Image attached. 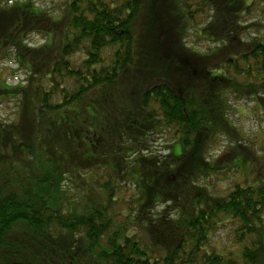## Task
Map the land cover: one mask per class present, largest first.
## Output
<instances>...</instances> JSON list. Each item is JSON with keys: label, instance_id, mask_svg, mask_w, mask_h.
Segmentation results:
<instances>
[{"label": "trees", "instance_id": "trees-1", "mask_svg": "<svg viewBox=\"0 0 264 264\" xmlns=\"http://www.w3.org/2000/svg\"><path fill=\"white\" fill-rule=\"evenodd\" d=\"M167 10L181 33L152 24ZM190 30L214 49H190ZM141 40L167 67L132 74L129 92ZM233 97L264 101V0H0V264H264V169L260 186L224 197L203 184L217 168L206 141L224 142ZM98 123L107 134L82 150ZM156 135L167 157L183 147L169 168ZM111 142L129 168L110 163ZM223 230L234 245L214 247Z\"/></svg>", "mask_w": 264, "mask_h": 264}, {"label": "rangeland", "instance_id": "rangeland-1", "mask_svg": "<svg viewBox=\"0 0 264 264\" xmlns=\"http://www.w3.org/2000/svg\"><path fill=\"white\" fill-rule=\"evenodd\" d=\"M50 2L51 0H43ZM170 9V8H169ZM171 11V10H170ZM162 18L157 17L155 14H153L150 19H152V24L155 25V21L157 22V25L161 24V22H158L157 20H162L163 18L169 22L170 27L172 28L170 30V35H173L175 32L181 33L183 22H179L175 20L174 16L167 10L166 13L163 11L160 13ZM168 14V15H167ZM149 22V21H148ZM200 27L203 26V22L201 23ZM187 37V38H186ZM186 42L184 43L187 45L190 49H192L195 52H199L201 55H207L211 49H214V45L211 43H207L204 40L200 41L197 37V31L190 30L186 34ZM37 43L41 44L42 41L39 40ZM148 45L146 41H142L139 43V45L143 48H145L148 53H145L144 56L141 54V58L138 61L136 67L134 68L135 71H132V73L128 74V78L123 79V85L127 87V91L130 92V79L133 78L132 74L135 76H139V72L142 70V72L145 75L144 79H150L151 77L149 74H162L164 75L165 72H163V69L167 67V64L165 62L164 57L159 53L156 46H154L148 41ZM153 50H151V49ZM150 49V50H149ZM153 51V52H151ZM195 61V62H194ZM201 60L195 59L191 63V67L195 70V73L199 65L201 66ZM16 69V68H15ZM159 73V71H161ZM199 73V71H198ZM20 73H16V76L19 80H22L24 76H20ZM188 76V75H187ZM133 82H139L138 84H141V79L139 77H135L132 79ZM190 83V88L193 87V84H203L205 83V79L202 77V74H200V79L197 80L196 75H193L192 78H189L187 80ZM132 86V85H131ZM217 87V84H214L212 87L211 85L208 86L209 94L211 95L213 92V88L215 89ZM206 88V86H205ZM216 91V90H215ZM189 94V93H188ZM213 101V100H212ZM220 101V100H219ZM213 101L212 103H214ZM218 102V101H217ZM229 105L232 106L233 111L228 114L227 111L225 119V123L227 125L228 131H227V137L224 136V142L222 141L221 137H213L211 141H206V145L212 144V147L209 149V160L210 162H213L216 164V170L215 174L212 179H207V181L203 180V184L205 186H209L211 188V192L216 196L224 197L228 193H230L233 188L236 185H243V186H252V187H258L263 183V176L258 177L257 174L261 172V170L264 169V101H255V102H243L239 104L240 102H236L235 98L228 99ZM239 104V105H238ZM231 111V109L229 110ZM9 111L5 110V112H2L1 119L8 120V114ZM233 120V122H232ZM231 125H234L237 127L236 130L231 128ZM93 132V139L91 137V133ZM236 133V134H235ZM75 134V133H74ZM100 134L105 135V133L100 126V123H98V126L95 131H92L90 133H87L86 131H83L82 135H84V141L81 146V149L83 150L90 141L98 142L100 140ZM73 137V136H72ZM64 138V142L67 143L73 138ZM76 134L74 135V139L78 138ZM208 139V138H207ZM153 140H156V143L150 142L156 149L157 154H160L158 163L160 164V167L162 169L169 168L170 160L172 159V156H179L183 152V147L181 144H178L177 146L169 149L168 157L167 154L163 155V150L161 149V143L159 136H154ZM226 148L227 153L225 154L223 151V148ZM66 148V147H65ZM106 150H109L110 153H108L110 157V163L112 165H123L129 168V165L133 162L131 159H125L127 161H123L119 164V157L117 156L118 152L115 142H111L109 146L106 148ZM116 150V152L114 151ZM123 156L125 157H132L133 154V146L127 147L126 149L121 150ZM229 154V155H227ZM99 155L98 157H100ZM95 156V158H98ZM210 170L212 167L209 168ZM168 170V169H167ZM166 170V172H167ZM209 170V172H210ZM131 172V171H130ZM161 170L160 169H153L151 171V176L149 177L146 173V176H142L143 179L147 180L149 179L154 182V184L158 183V179L161 176ZM169 173V172H168ZM172 173H169L168 175H171ZM209 174V173H208ZM212 176V175H211ZM69 188H71L72 193H77V190L75 189V186L73 184H69ZM159 191L158 185L155 186V195H158L157 192ZM164 206H160L159 210L163 211ZM234 243V239L230 238L226 231H221L218 234L214 236L212 239L211 245L214 247H230ZM235 248L231 249L234 250ZM36 252L39 254V252L36 250Z\"/></svg>", "mask_w": 264, "mask_h": 264}, {"label": "water", "instance_id": "water-1", "mask_svg": "<svg viewBox=\"0 0 264 264\" xmlns=\"http://www.w3.org/2000/svg\"><path fill=\"white\" fill-rule=\"evenodd\" d=\"M171 180H174V177H171Z\"/></svg>", "mask_w": 264, "mask_h": 264}]
</instances>
